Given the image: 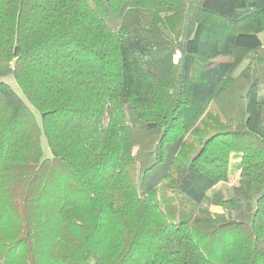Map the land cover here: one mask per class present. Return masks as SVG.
Returning a JSON list of instances; mask_svg holds the SVG:
<instances>
[{"label": "trees", "instance_id": "16d2710c", "mask_svg": "<svg viewBox=\"0 0 264 264\" xmlns=\"http://www.w3.org/2000/svg\"><path fill=\"white\" fill-rule=\"evenodd\" d=\"M260 34L264 0H0V264H264Z\"/></svg>", "mask_w": 264, "mask_h": 264}, {"label": "rangeland", "instance_id": "374dc122", "mask_svg": "<svg viewBox=\"0 0 264 264\" xmlns=\"http://www.w3.org/2000/svg\"><path fill=\"white\" fill-rule=\"evenodd\" d=\"M261 38L263 39L264 42V34H260ZM2 80L6 81L21 97L22 93L19 89V87L17 86V84L15 83L14 79L12 78V76H5L2 78ZM216 113V110L213 106L212 103L209 104V106L207 107V110L205 112V114L201 117V119L198 121L197 125L198 126H202L203 122L206 120H209L211 117L214 116V114ZM40 144H41V148H42V152H43V156H49V149L47 147L46 141L44 139V136H41L40 139ZM239 162V159L232 157L230 160V167H229V177L231 178L230 182H232V179L235 178L236 176V167L235 164ZM224 183H218L216 186H214L211 190L210 193L215 191V190H219V189H223L224 188ZM156 194L157 196H162L163 198L167 199L168 197L170 199H173V193L170 189H168L164 184H162V186L158 187V189L156 190ZM172 205L173 206H177V201L174 200L172 201ZM174 208V207H173ZM212 210H217V208L212 207Z\"/></svg>", "mask_w": 264, "mask_h": 264}]
</instances>
